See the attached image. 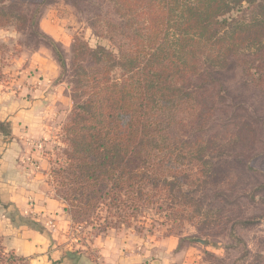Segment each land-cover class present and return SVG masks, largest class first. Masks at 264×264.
Listing matches in <instances>:
<instances>
[{
  "label": "trees",
  "instance_id": "16d2710c",
  "mask_svg": "<svg viewBox=\"0 0 264 264\" xmlns=\"http://www.w3.org/2000/svg\"><path fill=\"white\" fill-rule=\"evenodd\" d=\"M107 1L111 12L91 26L117 52L76 37L69 65L56 48L63 72L71 70L73 107L62 127L65 161L52 170L55 192L74 226L105 234L118 227L111 216L129 226L150 212L158 215L151 225L201 220L207 228L225 211L206 209L195 194L217 180L211 155L224 138L206 130L195 80L234 61L254 79L264 59V0ZM24 4L0 0V29L26 26ZM8 50L0 41V79ZM0 132L10 135V123L0 120ZM244 137L241 127L235 140ZM0 264L29 262L0 237Z\"/></svg>",
  "mask_w": 264,
  "mask_h": 264
},
{
  "label": "rangeland",
  "instance_id": "374dc122",
  "mask_svg": "<svg viewBox=\"0 0 264 264\" xmlns=\"http://www.w3.org/2000/svg\"><path fill=\"white\" fill-rule=\"evenodd\" d=\"M17 1L25 3L29 22L24 27L14 23L0 29V41L9 47L6 54L8 60L3 68L4 77L0 79V120L17 109V102L21 99L33 98L30 90L33 84L28 83V77L39 69L40 64L33 61L36 53L53 58L59 65V80L70 89L69 112L66 118L61 116L54 120L48 138H27L22 158L32 163L36 159L33 155L35 149L45 155L47 179L55 191L52 170L65 161L63 151L66 144L62 138V127L73 107L71 70L63 72L56 48L61 49L69 65L76 37L84 39L92 47L102 45L117 52L112 42L98 37L91 26L98 14L110 13L111 7L107 0ZM45 19L59 25L66 34L63 41L43 31L42 21ZM257 58L261 70L253 69L254 79L247 75L242 65L237 67L238 62L234 61L229 69L205 70L195 80L204 92L205 128L210 135L224 138L222 146L211 155L220 170L217 180L202 190L198 189L195 195L206 209L215 206L225 211L216 217L221 221L216 220L207 228L201 220L190 222L177 219L171 224L151 225L158 215L150 212L148 217L131 219L129 226L111 216V220L117 222L116 228H122V231L135 229L144 235L159 237L174 235L181 239V243L194 242L193 238L205 239V245H197L202 264H259L261 250L264 254V59ZM241 127H244L245 137L238 144L235 133ZM8 138H12V133L5 135V140ZM246 221L253 223L247 224ZM69 230L74 247L92 240L99 231L93 225L74 226L72 222Z\"/></svg>",
  "mask_w": 264,
  "mask_h": 264
},
{
  "label": "crops",
  "instance_id": "0c3cea01",
  "mask_svg": "<svg viewBox=\"0 0 264 264\" xmlns=\"http://www.w3.org/2000/svg\"><path fill=\"white\" fill-rule=\"evenodd\" d=\"M42 25L46 34L64 40L66 34L53 20ZM33 61L40 64L28 77L33 98L21 99L1 120L10 123L12 133L5 140L0 132V237L5 247L29 264H202L198 243L135 229L98 231L84 245L73 246L71 216L47 179L45 155L35 149L32 163L22 158L27 138H48L54 120L69 112L70 89L59 80L58 63L41 53Z\"/></svg>",
  "mask_w": 264,
  "mask_h": 264
},
{
  "label": "water",
  "instance_id": "95a60500",
  "mask_svg": "<svg viewBox=\"0 0 264 264\" xmlns=\"http://www.w3.org/2000/svg\"><path fill=\"white\" fill-rule=\"evenodd\" d=\"M193 241L202 245L206 244V240L202 238H193Z\"/></svg>",
  "mask_w": 264,
  "mask_h": 264
}]
</instances>
